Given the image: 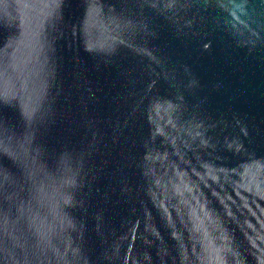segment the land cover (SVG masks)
Returning a JSON list of instances; mask_svg holds the SVG:
<instances>
[{
    "label": "water",
    "instance_id": "obj_1",
    "mask_svg": "<svg viewBox=\"0 0 264 264\" xmlns=\"http://www.w3.org/2000/svg\"><path fill=\"white\" fill-rule=\"evenodd\" d=\"M0 264H264V0H0Z\"/></svg>",
    "mask_w": 264,
    "mask_h": 264
}]
</instances>
